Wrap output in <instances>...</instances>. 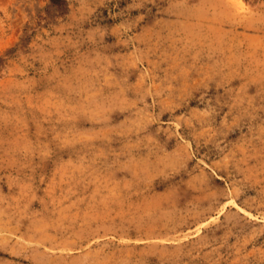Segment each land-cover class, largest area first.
<instances>
[{
    "label": "rangeland",
    "instance_id": "1",
    "mask_svg": "<svg viewBox=\"0 0 264 264\" xmlns=\"http://www.w3.org/2000/svg\"><path fill=\"white\" fill-rule=\"evenodd\" d=\"M94 244L264 264V0H0V264Z\"/></svg>",
    "mask_w": 264,
    "mask_h": 264
},
{
    "label": "crops",
    "instance_id": "2",
    "mask_svg": "<svg viewBox=\"0 0 264 264\" xmlns=\"http://www.w3.org/2000/svg\"><path fill=\"white\" fill-rule=\"evenodd\" d=\"M131 242H124L122 238L104 239L102 245L115 247L117 250H124L134 246L135 236L132 234ZM75 244L80 243V239L73 240ZM121 253H101V245L94 244L91 248L76 250L73 253L54 254L48 253L44 259H36L34 264H127Z\"/></svg>",
    "mask_w": 264,
    "mask_h": 264
},
{
    "label": "bare ground",
    "instance_id": "3",
    "mask_svg": "<svg viewBox=\"0 0 264 264\" xmlns=\"http://www.w3.org/2000/svg\"><path fill=\"white\" fill-rule=\"evenodd\" d=\"M242 210V209H241ZM248 212V211H247ZM247 214V213H246ZM249 214V213H248Z\"/></svg>",
    "mask_w": 264,
    "mask_h": 264
}]
</instances>
